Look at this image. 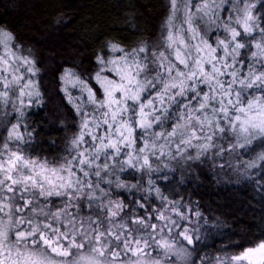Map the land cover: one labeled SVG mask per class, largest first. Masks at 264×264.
I'll use <instances>...</instances> for the list:
<instances>
[{
  "label": "snow or ice",
  "instance_id": "1",
  "mask_svg": "<svg viewBox=\"0 0 264 264\" xmlns=\"http://www.w3.org/2000/svg\"><path fill=\"white\" fill-rule=\"evenodd\" d=\"M2 20L0 264H264V0H167L78 60ZM221 177L262 226L210 254L224 219L196 189Z\"/></svg>",
  "mask_w": 264,
  "mask_h": 264
},
{
  "label": "trees",
  "instance_id": "2",
  "mask_svg": "<svg viewBox=\"0 0 264 264\" xmlns=\"http://www.w3.org/2000/svg\"><path fill=\"white\" fill-rule=\"evenodd\" d=\"M166 4L167 0H0V18H3L2 22L14 25L27 44L33 41L39 50L42 48V56L56 53L60 58L64 55L63 59L78 60L110 33L127 37L130 41L154 34L157 21H162L165 15ZM130 13L136 17L137 32L124 27V20ZM61 16L69 19L64 27L65 34L58 39L52 34ZM54 40L56 44H53ZM45 111L50 117L54 115L49 109ZM212 175L215 176V172ZM196 190L200 193L201 208L205 213L224 219L221 227L206 241L210 254L239 250L227 245L246 246L242 242L254 238L253 233L259 232L262 226L260 201L251 187L230 186L221 177L219 181H209ZM234 220L238 223H233Z\"/></svg>",
  "mask_w": 264,
  "mask_h": 264
},
{
  "label": "rangeland",
  "instance_id": "3",
  "mask_svg": "<svg viewBox=\"0 0 264 264\" xmlns=\"http://www.w3.org/2000/svg\"><path fill=\"white\" fill-rule=\"evenodd\" d=\"M68 19H69L68 17L64 16V19H63L62 22H60V23H57V22H56V25H57V26H55L56 29H55L54 34H52V36H54V37L58 36V39H60L59 36H62V34H65V29H64V27H65L66 21H67ZM58 20H59V19H58ZM58 20H57V21H58ZM160 23H161L160 20L157 21V25H156V28H155V30H154L155 32L158 30V27H159ZM54 43L56 44L57 42L54 40L53 44H54ZM30 44L34 45V46L36 47V50H37L38 52H41V51H42V48H41V50H39V49H38L39 47L37 46V44H34L33 41H32ZM45 57H48V56H45ZM61 57H62V56H61ZM63 57H64V55H63ZM63 57H62V58H63ZM57 58L59 59L60 57L58 56ZM84 66L87 67V61L85 62ZM45 79L48 80L47 77H46ZM53 88H54V84H53ZM57 99H58V98H57ZM55 104H56V100L53 101L52 106H51V108L49 109V110L51 111V113H54V112H55ZM50 111H49V112H50ZM49 114H50V113H49ZM51 116L54 117V115H51ZM60 119L65 120V122L69 125V127H68L67 129H65L64 131H66V132H71V131L74 130V129H72V128L70 127V125H71V123L74 122V120L76 119L75 117H73V116H64V115H61V116H60ZM61 134H62V133H61Z\"/></svg>",
  "mask_w": 264,
  "mask_h": 264
}]
</instances>
